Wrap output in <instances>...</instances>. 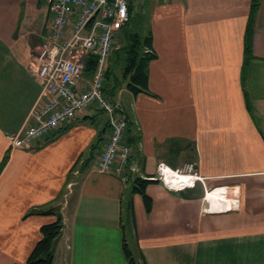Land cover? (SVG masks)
I'll return each instance as SVG.
<instances>
[{
	"label": "crops",
	"instance_id": "crops-1",
	"mask_svg": "<svg viewBox=\"0 0 264 264\" xmlns=\"http://www.w3.org/2000/svg\"><path fill=\"white\" fill-rule=\"evenodd\" d=\"M142 3L156 55L148 88L134 92L118 78L111 85L112 57L124 51L116 45L105 92L128 121L137 176L154 177L160 162L180 169L196 161L202 180L179 191L150 182L148 211L131 193L133 176L123 182L97 169L110 133L97 107L32 146L10 149L6 134L29 125L46 100L36 51L52 14L48 0H0V166L8 154L0 168V264L27 261L41 227L58 217L30 211L48 208L61 192L55 205L64 227L53 264H264V0L248 62L251 0Z\"/></svg>",
	"mask_w": 264,
	"mask_h": 264
},
{
	"label": "built area",
	"instance_id": "built-area-1",
	"mask_svg": "<svg viewBox=\"0 0 264 264\" xmlns=\"http://www.w3.org/2000/svg\"><path fill=\"white\" fill-rule=\"evenodd\" d=\"M48 3L52 14L50 32L36 51L35 67L46 100L34 110L29 125L6 134L9 147L32 146L69 123L78 113L97 107L107 113L110 127L108 140L96 162L97 169L128 182L131 175L139 172L131 164L130 146L125 140L128 121L122 116L120 103L105 92V84L108 59L135 13V0H48ZM92 59L97 60L96 68L86 76V67ZM196 166L197 162L192 161L173 169L160 162L156 175L150 179L159 180L170 190L194 187L202 180ZM183 177L187 181H174ZM225 192L217 193L228 194ZM234 197L237 194H232L227 207H234Z\"/></svg>",
	"mask_w": 264,
	"mask_h": 264
},
{
	"label": "trees",
	"instance_id": "trees-1",
	"mask_svg": "<svg viewBox=\"0 0 264 264\" xmlns=\"http://www.w3.org/2000/svg\"><path fill=\"white\" fill-rule=\"evenodd\" d=\"M260 8V0H251V8L249 15V22L246 31V52L245 61L248 62L252 57V46H253V31L257 12ZM137 24L135 21V16L133 15L129 24L124 27L121 33V48L125 52V66L123 70V79L127 81V87L134 91H146L148 88V64L150 60L155 58V54L150 51L152 47V35L150 29L146 34L141 35V33L134 30ZM149 50V51H147ZM120 51V50H119ZM245 62V63H246ZM97 65V60L92 59L90 61L89 67H86L87 74L92 73ZM8 154L2 161L0 168H2L7 160ZM133 176V185L131 193H138L144 199L147 210L149 211L152 206V199L146 191L147 185L153 181V179H145L137 175ZM127 202H132L130 198ZM34 207L31 209L30 214H57V220L44 224L41 227L42 238L37 242L34 249L32 250L30 256L24 264H53L55 257V246L58 237L61 235L62 229L64 227L63 216L59 213L57 206L51 207ZM124 251L127 257L134 261L132 258V251L126 243L124 238Z\"/></svg>",
	"mask_w": 264,
	"mask_h": 264
},
{
	"label": "rangeland",
	"instance_id": "rangeland-1",
	"mask_svg": "<svg viewBox=\"0 0 264 264\" xmlns=\"http://www.w3.org/2000/svg\"><path fill=\"white\" fill-rule=\"evenodd\" d=\"M143 3L141 4V0H136L135 2V21H136V28L134 27V30H136L137 32L141 33L142 37L144 34H146V32H148V27H149V16L148 14H146L144 7L142 6ZM121 36L118 38L117 41V46L121 45ZM123 47V46H122ZM125 52L120 51L117 52L113 55L112 57V64H111V69H110V73H109V82L111 83V85H114L116 82V79L118 78L121 82H124V79L122 77V73H121V68L122 66L125 65ZM118 66V71L116 70V67ZM87 74V72H86ZM86 76H89V74H87ZM109 87V86H108ZM63 193L61 192L58 197H57V201H60L63 199ZM55 201L53 204H51V207L53 206H58L55 205L56 202ZM50 207V208H51ZM130 249L133 250L132 252L135 251V249L130 245Z\"/></svg>",
	"mask_w": 264,
	"mask_h": 264
},
{
	"label": "bare ground",
	"instance_id": "bare-ground-1",
	"mask_svg": "<svg viewBox=\"0 0 264 264\" xmlns=\"http://www.w3.org/2000/svg\"><path fill=\"white\" fill-rule=\"evenodd\" d=\"M185 179H187V178H184V177H183V180H174V181H176L177 183H178V182H181V181H187V180H185ZM174 181L171 180V183H174ZM176 182H175V183H176Z\"/></svg>",
	"mask_w": 264,
	"mask_h": 264
}]
</instances>
